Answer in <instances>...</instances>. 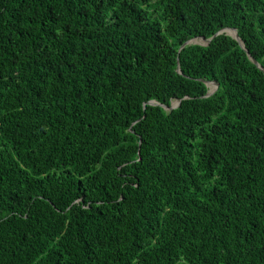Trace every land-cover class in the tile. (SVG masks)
I'll return each instance as SVG.
<instances>
[{
    "label": "trees",
    "instance_id": "obj_1",
    "mask_svg": "<svg viewBox=\"0 0 264 264\" xmlns=\"http://www.w3.org/2000/svg\"><path fill=\"white\" fill-rule=\"evenodd\" d=\"M0 264H264V0H0Z\"/></svg>",
    "mask_w": 264,
    "mask_h": 264
},
{
    "label": "water",
    "instance_id": "obj_2",
    "mask_svg": "<svg viewBox=\"0 0 264 264\" xmlns=\"http://www.w3.org/2000/svg\"><path fill=\"white\" fill-rule=\"evenodd\" d=\"M227 30H229V31H234V32H235V35H232V34L226 33ZM223 33H225L226 35L231 36L232 38H234L235 40H237V41L240 43L241 47L245 50V47H244L243 43L241 42V40H240V38H239V36H238L236 30L225 29V30L220 31L215 37H217V36H219V35H221V34H223ZM202 39L206 42V43L203 44V45H208V44L212 41L213 38L210 39V40H206V39H204V38H202ZM194 40H195V39H194ZM194 40H191V41L187 42L184 46H186V45H190V44H194V43H192ZM184 46H183V47H184ZM245 51L247 52V50H245ZM250 59H251V61H252L254 64H256L261 70H263V69L259 66V64H258L253 58H250ZM206 84H207V86H208V84H213V85H215V91H211V90H209V93L207 94V97H210V96H212V95L216 92V90H217V88H218V85H216L215 83H212V82H209V83H206ZM208 88H209V86H208ZM150 104L153 105V106H161L160 104L155 103V102H151ZM180 104H181V102L179 101V102H177L175 105H172L171 108H167V107H163V106H161V107L165 108V110L172 111V110L177 109V108L180 106Z\"/></svg>",
    "mask_w": 264,
    "mask_h": 264
},
{
    "label": "rangeland",
    "instance_id": "obj_3",
    "mask_svg": "<svg viewBox=\"0 0 264 264\" xmlns=\"http://www.w3.org/2000/svg\"><path fill=\"white\" fill-rule=\"evenodd\" d=\"M195 44H200V45H203V44H205V43H203V42H197V43H195ZM207 83V82H206ZM211 86V84H208V86ZM209 90H211V91H215V88L213 87L212 89H210V88H208Z\"/></svg>",
    "mask_w": 264,
    "mask_h": 264
},
{
    "label": "bare ground",
    "instance_id": "obj_4",
    "mask_svg": "<svg viewBox=\"0 0 264 264\" xmlns=\"http://www.w3.org/2000/svg\"><path fill=\"white\" fill-rule=\"evenodd\" d=\"M209 88L212 89V86L209 85ZM167 111V110H166Z\"/></svg>",
    "mask_w": 264,
    "mask_h": 264
}]
</instances>
